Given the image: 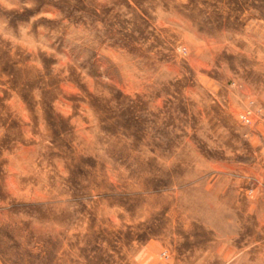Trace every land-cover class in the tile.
Masks as SVG:
<instances>
[{"label":"clouds","instance_id":"1","mask_svg":"<svg viewBox=\"0 0 264 264\" xmlns=\"http://www.w3.org/2000/svg\"><path fill=\"white\" fill-rule=\"evenodd\" d=\"M0 264H264V0H0Z\"/></svg>","mask_w":264,"mask_h":264}]
</instances>
